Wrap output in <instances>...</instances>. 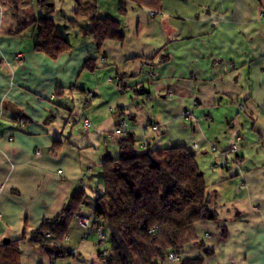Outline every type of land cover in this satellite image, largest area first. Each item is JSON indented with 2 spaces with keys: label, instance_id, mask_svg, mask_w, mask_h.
Instances as JSON below:
<instances>
[{
  "label": "clouds",
  "instance_id": "1",
  "mask_svg": "<svg viewBox=\"0 0 264 264\" xmlns=\"http://www.w3.org/2000/svg\"><path fill=\"white\" fill-rule=\"evenodd\" d=\"M0 264H264V0H0Z\"/></svg>",
  "mask_w": 264,
  "mask_h": 264
},
{
  "label": "trees",
  "instance_id": "2",
  "mask_svg": "<svg viewBox=\"0 0 264 264\" xmlns=\"http://www.w3.org/2000/svg\"><path fill=\"white\" fill-rule=\"evenodd\" d=\"M99 216L103 217L104 216V213L102 210H99L98 213H97Z\"/></svg>",
  "mask_w": 264,
  "mask_h": 264
},
{
  "label": "crops",
  "instance_id": "3",
  "mask_svg": "<svg viewBox=\"0 0 264 264\" xmlns=\"http://www.w3.org/2000/svg\"><path fill=\"white\" fill-rule=\"evenodd\" d=\"M144 94H147V90H145V93Z\"/></svg>",
  "mask_w": 264,
  "mask_h": 264
}]
</instances>
